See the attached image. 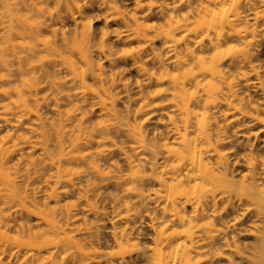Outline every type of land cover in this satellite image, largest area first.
I'll use <instances>...</instances> for the list:
<instances>
[{
  "label": "bare ground",
  "instance_id": "6f19581e",
  "mask_svg": "<svg viewBox=\"0 0 264 264\" xmlns=\"http://www.w3.org/2000/svg\"><path fill=\"white\" fill-rule=\"evenodd\" d=\"M0 264H264V0H0Z\"/></svg>",
  "mask_w": 264,
  "mask_h": 264
}]
</instances>
